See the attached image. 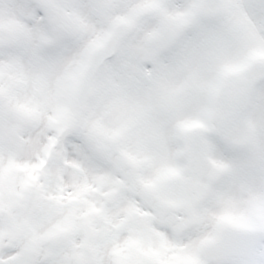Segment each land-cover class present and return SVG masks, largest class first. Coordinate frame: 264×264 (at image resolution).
<instances>
[{
    "label": "snow or ice",
    "instance_id": "obj_1",
    "mask_svg": "<svg viewBox=\"0 0 264 264\" xmlns=\"http://www.w3.org/2000/svg\"><path fill=\"white\" fill-rule=\"evenodd\" d=\"M0 264H264V0H0Z\"/></svg>",
    "mask_w": 264,
    "mask_h": 264
}]
</instances>
